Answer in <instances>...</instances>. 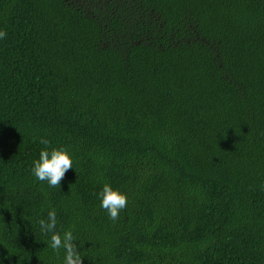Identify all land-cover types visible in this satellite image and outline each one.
I'll return each instance as SVG.
<instances>
[{"label":"trees","instance_id":"trees-1","mask_svg":"<svg viewBox=\"0 0 264 264\" xmlns=\"http://www.w3.org/2000/svg\"><path fill=\"white\" fill-rule=\"evenodd\" d=\"M0 30V264H63L52 209L83 264H264V0H0Z\"/></svg>","mask_w":264,"mask_h":264},{"label":"clouds","instance_id":"clouds-1","mask_svg":"<svg viewBox=\"0 0 264 264\" xmlns=\"http://www.w3.org/2000/svg\"><path fill=\"white\" fill-rule=\"evenodd\" d=\"M7 36L5 30H0V39ZM35 139V138H34ZM45 145L39 153V158L34 161L32 173L34 177L48 183L50 188L60 187L61 181L66 173L73 168V156L67 147H49L51 141L43 137L39 141ZM101 199V208L104 209L109 218L116 221L120 212L127 207L128 196L126 192L119 188H113L111 184L106 183L99 193ZM39 226L44 234L51 233L50 248L59 255L61 249L65 251L63 264H83V257L78 251L73 231L66 230L61 234L57 229V212L52 209L48 212L47 219H41Z\"/></svg>","mask_w":264,"mask_h":264}]
</instances>
